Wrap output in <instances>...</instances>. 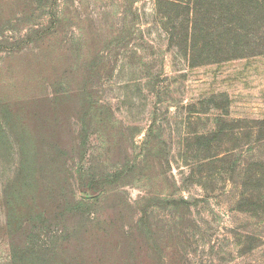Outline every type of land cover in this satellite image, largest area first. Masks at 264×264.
Listing matches in <instances>:
<instances>
[{"label": "rangeland", "instance_id": "rangeland-1", "mask_svg": "<svg viewBox=\"0 0 264 264\" xmlns=\"http://www.w3.org/2000/svg\"><path fill=\"white\" fill-rule=\"evenodd\" d=\"M0 264H264V0H0Z\"/></svg>", "mask_w": 264, "mask_h": 264}, {"label": "trees", "instance_id": "trees-1", "mask_svg": "<svg viewBox=\"0 0 264 264\" xmlns=\"http://www.w3.org/2000/svg\"><path fill=\"white\" fill-rule=\"evenodd\" d=\"M3 133L6 134V131L3 130ZM97 178H99V177H95V176H93V177H92V180H96ZM80 182H81V181H80ZM80 187H81V188H85V187H86V181H82Z\"/></svg>", "mask_w": 264, "mask_h": 264}]
</instances>
